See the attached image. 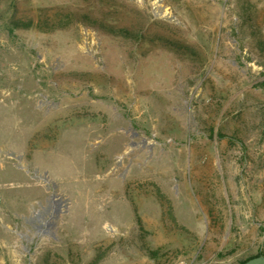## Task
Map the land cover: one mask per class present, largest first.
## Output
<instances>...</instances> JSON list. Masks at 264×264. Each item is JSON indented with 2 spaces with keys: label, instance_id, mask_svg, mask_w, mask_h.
<instances>
[{
  "label": "rangeland",
  "instance_id": "374dc122",
  "mask_svg": "<svg viewBox=\"0 0 264 264\" xmlns=\"http://www.w3.org/2000/svg\"><path fill=\"white\" fill-rule=\"evenodd\" d=\"M258 251L264 0H0V264Z\"/></svg>",
  "mask_w": 264,
  "mask_h": 264
},
{
  "label": "water",
  "instance_id": "95a60500",
  "mask_svg": "<svg viewBox=\"0 0 264 264\" xmlns=\"http://www.w3.org/2000/svg\"><path fill=\"white\" fill-rule=\"evenodd\" d=\"M241 264H264V255H258L252 258L247 259Z\"/></svg>",
  "mask_w": 264,
  "mask_h": 264
},
{
  "label": "trees",
  "instance_id": "16d2710c",
  "mask_svg": "<svg viewBox=\"0 0 264 264\" xmlns=\"http://www.w3.org/2000/svg\"><path fill=\"white\" fill-rule=\"evenodd\" d=\"M15 26H23V27H26V26H29V25H28V23H21V22L18 23V22H17V23H15ZM109 30H110V29H109ZM121 32H125V31L122 30ZM258 255H264V252H262V251H258V252H256L255 254L248 256L245 260H242V261L240 262V264H241L242 262L246 261L247 259L252 258V257H255V256H258Z\"/></svg>",
  "mask_w": 264,
  "mask_h": 264
}]
</instances>
